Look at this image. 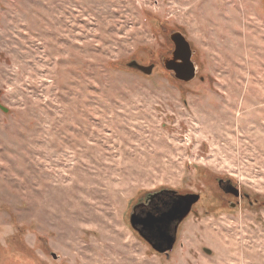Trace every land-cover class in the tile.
<instances>
[{
	"label": "rangeland",
	"instance_id": "rangeland-1",
	"mask_svg": "<svg viewBox=\"0 0 264 264\" xmlns=\"http://www.w3.org/2000/svg\"><path fill=\"white\" fill-rule=\"evenodd\" d=\"M167 188L201 199L161 254L129 218ZM0 264H264V0H0Z\"/></svg>",
	"mask_w": 264,
	"mask_h": 264
},
{
	"label": "water",
	"instance_id": "water-1",
	"mask_svg": "<svg viewBox=\"0 0 264 264\" xmlns=\"http://www.w3.org/2000/svg\"><path fill=\"white\" fill-rule=\"evenodd\" d=\"M174 49L169 55H165L161 60L165 68L179 80L184 82L193 81L197 77V66L192 60L194 53L193 46L182 31H174L169 34ZM124 64L132 69L138 70L145 75L153 73L156 63L143 64L137 59H131ZM168 192L167 199L158 197V202H151L152 209L144 211L142 215L137 213L141 205H146L143 201H138L132 207L130 222L133 229L143 237V239L161 254H169L174 248L178 239V230L187 216L194 211L196 202L200 199V193L179 192L176 189H164L153 192L150 195H159ZM53 258H57L55 252L51 253Z\"/></svg>",
	"mask_w": 264,
	"mask_h": 264
},
{
	"label": "flooded vegetation",
	"instance_id": "flooded-vegetation-1",
	"mask_svg": "<svg viewBox=\"0 0 264 264\" xmlns=\"http://www.w3.org/2000/svg\"><path fill=\"white\" fill-rule=\"evenodd\" d=\"M214 180H215L214 182L216 183V187L219 188V195L217 197L218 202H220L222 205H224V206L226 205L227 207L235 209V208H238L239 205H241L243 203V201H248L251 206H254V204H256L258 202L256 199L251 201L249 194H247L245 191H243L240 187H236L235 183L232 181V179L226 178V177H224V178L214 177ZM170 194L168 192L164 191L163 193H161L157 196L156 195L154 196V194L153 195L148 194V195L144 196V198H140L138 201L139 202L143 201L146 205L139 206V208L137 209V213H140V214L145 216V214L143 212L152 209L151 202H153V201L158 202V197H162L164 199H167L168 195H170ZM200 199H201V197H200ZM200 199L196 202V205L198 204ZM137 202H135V203H137ZM196 205L194 206V208L196 207ZM193 213L196 214L195 209L190 214H193ZM181 225H180V227H181Z\"/></svg>",
	"mask_w": 264,
	"mask_h": 264
}]
</instances>
